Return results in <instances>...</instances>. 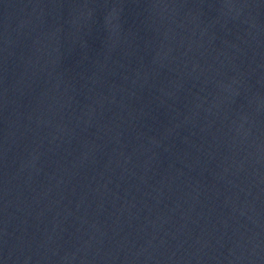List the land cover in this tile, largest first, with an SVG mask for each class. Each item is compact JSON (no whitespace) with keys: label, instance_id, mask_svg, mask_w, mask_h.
I'll return each instance as SVG.
<instances>
[{"label":"water","instance_id":"95a60500","mask_svg":"<svg viewBox=\"0 0 264 264\" xmlns=\"http://www.w3.org/2000/svg\"><path fill=\"white\" fill-rule=\"evenodd\" d=\"M0 264H264V0H0Z\"/></svg>","mask_w":264,"mask_h":264}]
</instances>
